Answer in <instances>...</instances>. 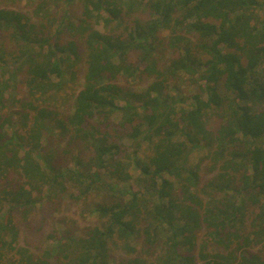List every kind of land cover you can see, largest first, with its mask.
Here are the masks:
<instances>
[{
    "label": "trees",
    "instance_id": "obj_1",
    "mask_svg": "<svg viewBox=\"0 0 264 264\" xmlns=\"http://www.w3.org/2000/svg\"><path fill=\"white\" fill-rule=\"evenodd\" d=\"M26 2L0 0V264H112L111 247L116 264H264V0ZM55 130L81 148L70 167L45 159ZM68 191L100 198L98 226L17 246L35 194Z\"/></svg>",
    "mask_w": 264,
    "mask_h": 264
},
{
    "label": "rangeland",
    "instance_id": "obj_2",
    "mask_svg": "<svg viewBox=\"0 0 264 264\" xmlns=\"http://www.w3.org/2000/svg\"><path fill=\"white\" fill-rule=\"evenodd\" d=\"M14 2L16 3V5L18 4V8L23 11L27 12V10L30 8L26 7V0H21L20 2H18V0H14ZM67 12L71 17H78L80 15V9L77 7V4H73L67 7ZM134 16H139L141 18L144 17L143 14H135ZM94 27L98 30H102L101 23H99L98 25H94ZM171 51V48L163 50V61H167L169 59ZM22 80H24L23 75ZM135 83L132 85L133 88L142 87L140 83ZM196 84H181L183 87L182 91L184 95L188 96V94L195 89ZM76 85H78V82ZM145 85L146 83L143 85V87ZM19 87L21 89V95L25 94L24 85L19 84ZM69 87H71L70 84L68 85V88ZM184 102L187 103V99ZM64 109L69 110V107L64 106ZM3 112L4 116H6L11 111L9 108H6L5 110H3ZM13 119L16 122V116H14ZM211 125H214V123H212ZM14 129H16V126L14 127ZM18 130L19 134L23 133L22 127H19V125L17 131ZM51 134L52 135H46V138L45 136H43L40 141L42 145H45L46 150L49 149L48 147L54 150L47 151V157H45L46 161H50L51 163L57 166L60 165L70 167L72 164L75 163L74 156H76L78 151L81 150L80 146L78 145V143H74L73 145L69 146L68 136L60 135L57 130H55ZM17 135L15 140H18ZM121 142L123 143L124 147L128 148L130 146V142L128 139H124V141ZM130 153L131 150H128L127 154L131 155ZM200 156H203V153L196 154L190 159L196 160L200 158ZM200 174L202 176H205L206 178L210 177L211 175H214L213 172H209L207 170L206 162H203L201 164ZM17 180L18 179L15 178H9L8 183L12 185H17ZM18 181L20 183V180ZM69 195L70 191L65 193L54 192L50 196L46 195L45 192L42 195L36 193L35 196L37 197V203L35 204V206L33 205V207H28V210H25V216H29V225L31 228L27 227V222H22L19 219L15 218L16 227L18 229L16 245L23 246L26 240L25 237H28V241L31 243V245L28 246V250L34 256H40L42 254L43 248L46 245L47 237L51 232H56L58 233V235L60 233L67 232L68 234H71L74 238H79L84 235L88 228L98 226V220L94 215H92L91 209L93 208V204L98 202L100 198H98L97 195L95 196L94 194L89 195L85 200L75 201ZM6 207L7 205H5V208ZM52 243L53 242L51 240L49 244ZM125 255L126 254L124 252H121L118 249L111 247V257L114 258L112 264H116L120 257H124ZM150 259L152 260V258Z\"/></svg>",
    "mask_w": 264,
    "mask_h": 264
}]
</instances>
